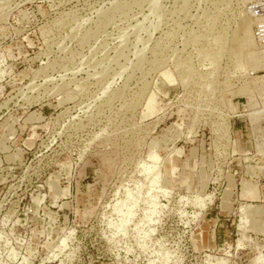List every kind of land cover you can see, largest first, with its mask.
Instances as JSON below:
<instances>
[{
    "label": "rangeland",
    "instance_id": "obj_1",
    "mask_svg": "<svg viewBox=\"0 0 264 264\" xmlns=\"http://www.w3.org/2000/svg\"><path fill=\"white\" fill-rule=\"evenodd\" d=\"M0 264H264V0H0Z\"/></svg>",
    "mask_w": 264,
    "mask_h": 264
}]
</instances>
